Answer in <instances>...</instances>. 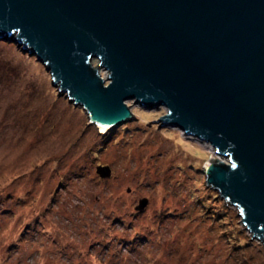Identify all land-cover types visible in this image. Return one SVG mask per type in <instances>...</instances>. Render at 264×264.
Instances as JSON below:
<instances>
[{
	"label": "rangeland",
	"instance_id": "1",
	"mask_svg": "<svg viewBox=\"0 0 264 264\" xmlns=\"http://www.w3.org/2000/svg\"><path fill=\"white\" fill-rule=\"evenodd\" d=\"M126 104L133 118L101 132L0 39V264H264L205 182L214 148L164 124L165 107Z\"/></svg>",
	"mask_w": 264,
	"mask_h": 264
},
{
	"label": "water",
	"instance_id": "2",
	"mask_svg": "<svg viewBox=\"0 0 264 264\" xmlns=\"http://www.w3.org/2000/svg\"><path fill=\"white\" fill-rule=\"evenodd\" d=\"M0 39L101 132L133 118L127 100L165 107L164 124L220 156L206 184L264 243V0H0Z\"/></svg>",
	"mask_w": 264,
	"mask_h": 264
}]
</instances>
